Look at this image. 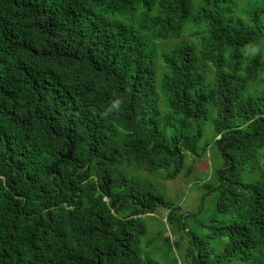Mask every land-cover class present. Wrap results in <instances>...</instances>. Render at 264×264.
I'll return each instance as SVG.
<instances>
[{
    "label": "trees",
    "instance_id": "obj_1",
    "mask_svg": "<svg viewBox=\"0 0 264 264\" xmlns=\"http://www.w3.org/2000/svg\"><path fill=\"white\" fill-rule=\"evenodd\" d=\"M263 81L264 0H0V264H160L159 208L188 263L264 264ZM207 122L223 165L193 229L128 170L191 175Z\"/></svg>",
    "mask_w": 264,
    "mask_h": 264
},
{
    "label": "rangeland",
    "instance_id": "obj_2",
    "mask_svg": "<svg viewBox=\"0 0 264 264\" xmlns=\"http://www.w3.org/2000/svg\"><path fill=\"white\" fill-rule=\"evenodd\" d=\"M188 39V38H187ZM175 42H161L157 44L159 51H165L172 48ZM163 68L162 63L160 65ZM163 74L158 71L157 81L159 87H161ZM262 88H264V81L262 82ZM215 131L212 122H207L205 126V137L201 142L200 147L206 145L209 146L206 154L197 158L190 154L186 158V168H191L192 173L189 176L183 174L175 180L164 181L162 175L159 173H151L145 170L129 169L128 172L131 175H138L142 177H148L157 183L162 192L166 196L169 203L182 206L183 212L186 214L196 215L189 219L190 227L195 228L193 222L200 219L204 222L210 219L213 202L212 195H207L205 198V192L199 190L195 185L197 182H205L211 180L216 171L223 165V158L219 152V149L214 143ZM169 210L166 208H159L154 214L144 216L145 223L148 227V236L145 244L151 243L150 249L145 252L155 257L160 264H190L186 259V250L188 247V237L183 233L185 239L181 242V248L171 249L167 246L164 238L166 235L171 237L173 244L180 238L174 235L172 232L173 226L166 223V217ZM194 222V224H196ZM198 227V226H197ZM203 235H209V230H202ZM212 245L216 249H223L226 243L225 239L211 240ZM169 250L171 251L169 253ZM220 251V250H219Z\"/></svg>",
    "mask_w": 264,
    "mask_h": 264
}]
</instances>
